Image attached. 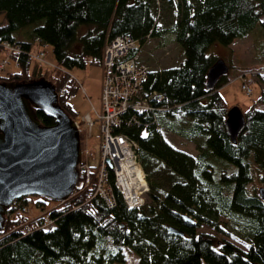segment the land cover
Masks as SVG:
<instances>
[{
	"label": "trees",
	"instance_id": "1",
	"mask_svg": "<svg viewBox=\"0 0 264 264\" xmlns=\"http://www.w3.org/2000/svg\"><path fill=\"white\" fill-rule=\"evenodd\" d=\"M156 6L157 0H0V52L7 55L4 70L9 64L14 68L0 76V83L52 85L58 106L72 120L77 114L69 96L79 86L69 72L102 66L107 43L131 37L143 46L149 37L166 33L184 54L176 68L150 70L143 95L149 100L157 94L149 100L154 110H129L115 131L139 144L151 204L127 209L112 175L116 206L108 207L95 195V173H88L82 160L81 187L70 200L47 213L45 205L52 201L35 202L45 215L32 221L18 212L32 202L29 197L7 212L12 215L0 234V264H113L125 262L126 249L141 264H264V201L249 188L256 175L264 188V91L243 112L246 128L234 144L225 128L231 108L220 91L231 79L226 76L216 90H207L208 73L218 60L211 55L213 46L263 34L264 0H177L166 32L157 26ZM4 44L18 52L6 51ZM46 46L55 67L43 70L31 55ZM34 113L43 127L55 125L44 113ZM161 128L195 144L198 158L174 148ZM45 217L52 227L42 228ZM223 217L244 220L248 252L198 232L202 226L222 232Z\"/></svg>",
	"mask_w": 264,
	"mask_h": 264
},
{
	"label": "water",
	"instance_id": "2",
	"mask_svg": "<svg viewBox=\"0 0 264 264\" xmlns=\"http://www.w3.org/2000/svg\"><path fill=\"white\" fill-rule=\"evenodd\" d=\"M229 71L224 60H217L208 73L207 90H216ZM34 109L53 119L55 125L43 127ZM225 128L236 144L246 128L241 109L229 110ZM80 144L75 124L58 106L52 85L43 81L0 83V234L7 212L18 200L37 197L64 203L71 199L79 182ZM259 195L264 201V188ZM170 232L184 236L174 228Z\"/></svg>",
	"mask_w": 264,
	"mask_h": 264
},
{
	"label": "rangeland",
	"instance_id": "3",
	"mask_svg": "<svg viewBox=\"0 0 264 264\" xmlns=\"http://www.w3.org/2000/svg\"><path fill=\"white\" fill-rule=\"evenodd\" d=\"M157 0L155 10L156 22L160 31L167 30L173 22L174 12L172 7L177 4V0ZM86 29H83V32ZM262 33L250 34L244 39L236 40L231 46L226 47L220 44L213 46L211 55L218 60H224L229 66L230 71L227 75L231 82L224 86L220 91L230 108L238 107L242 112L250 109L257 103L262 91H264V29ZM38 48H35V50ZM45 51V59L53 64L52 48L46 46L42 48ZM36 50V51H37ZM139 56L152 72H161L170 68H176L184 62V54L181 47L176 43L175 37L164 33L161 37H149L145 45H141ZM7 55L0 52V60H6ZM35 67L40 68L34 61ZM43 70L50 67L41 68ZM11 64L6 70L0 72L4 76L8 71H13ZM72 79L78 84V90L69 96V103L76 112L74 121L82 127V118L88 114L96 122V113L101 112V86L103 68L101 65L88 64L85 69H73L69 72ZM36 80L32 81L35 82ZM244 83L252 90V96H248L243 90ZM261 108V107H260ZM262 109V108H261ZM165 139L177 150L185 152L194 158H198L199 152L195 144L168 132L161 128ZM80 146L82 151V160L85 161L88 173H95L99 164L100 144H101V126L95 123L91 137L86 139V135L79 134ZM81 160V162H82ZM81 163L79 164V166ZM81 187L77 184L76 190ZM250 190L259 192L263 188L256 175L254 182L250 185ZM75 190V192H76ZM73 193V196L75 194ZM32 202L26 206V217L32 221L42 216L43 213L35 202L41 200L37 197H29ZM55 202L46 203V213L56 207ZM151 204L149 193L146 196L145 207ZM223 231L219 232L211 227L202 226L198 232L207 233L220 240H227L245 252L251 247V239L248 237V231L244 228V220H231L223 217L220 219ZM125 262H114L113 264H141L139 256L132 250L124 251Z\"/></svg>",
	"mask_w": 264,
	"mask_h": 264
},
{
	"label": "built area",
	"instance_id": "4",
	"mask_svg": "<svg viewBox=\"0 0 264 264\" xmlns=\"http://www.w3.org/2000/svg\"><path fill=\"white\" fill-rule=\"evenodd\" d=\"M140 48L139 41L131 37H120L107 43L103 52L102 107L100 113H97L95 109L93 110L96 113V122L101 126L99 164L93 177V183L95 195L100 196L110 208L116 206V197L111 182L112 175L114 187L122 195L129 210L143 207L149 193L146 176L139 162V144L126 134L115 132L122 128L123 118L129 110L138 114H145L154 110L149 100L157 94H152L149 100L143 95L144 82L148 78L150 68L142 62L139 56ZM4 49L10 53L18 52L17 48H13L9 44H4ZM31 58L40 68L55 67L46 61L43 49L35 51ZM5 66V62H0V72L4 70ZM243 90L247 92L248 96L253 93L246 83L243 85ZM161 99L159 97L158 101ZM96 122L88 114L82 118V127L77 122L74 124L78 133L86 135V139H88L93 133ZM125 164L130 166L133 174L137 175L139 172L143 176L145 185L141 190L135 189L133 192L132 188H129L127 178L122 173ZM18 212L23 215L27 209L20 208ZM11 215L10 213L7 214L8 217ZM53 224L54 222L50 218L45 217L42 228H50Z\"/></svg>",
	"mask_w": 264,
	"mask_h": 264
},
{
	"label": "bare ground",
	"instance_id": "5",
	"mask_svg": "<svg viewBox=\"0 0 264 264\" xmlns=\"http://www.w3.org/2000/svg\"><path fill=\"white\" fill-rule=\"evenodd\" d=\"M122 173L126 176L127 183H129V188L134 192L135 189L141 190L142 187L145 185L143 183V176L138 172L137 175L132 173V169L130 166L124 165ZM136 178V182H135Z\"/></svg>",
	"mask_w": 264,
	"mask_h": 264
},
{
	"label": "crops",
	"instance_id": "6",
	"mask_svg": "<svg viewBox=\"0 0 264 264\" xmlns=\"http://www.w3.org/2000/svg\"><path fill=\"white\" fill-rule=\"evenodd\" d=\"M3 60H0V62H2Z\"/></svg>",
	"mask_w": 264,
	"mask_h": 264
}]
</instances>
